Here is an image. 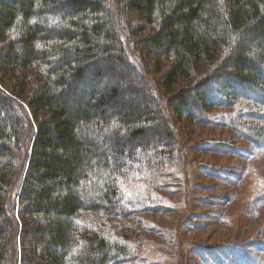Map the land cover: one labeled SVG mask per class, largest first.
Masks as SVG:
<instances>
[{
	"label": "trees",
	"instance_id": "1",
	"mask_svg": "<svg viewBox=\"0 0 264 264\" xmlns=\"http://www.w3.org/2000/svg\"><path fill=\"white\" fill-rule=\"evenodd\" d=\"M253 100L264 0H0V264L134 263L121 179L184 167L180 120ZM261 124L240 127L264 148Z\"/></svg>",
	"mask_w": 264,
	"mask_h": 264
},
{
	"label": "rangeland",
	"instance_id": "2",
	"mask_svg": "<svg viewBox=\"0 0 264 264\" xmlns=\"http://www.w3.org/2000/svg\"><path fill=\"white\" fill-rule=\"evenodd\" d=\"M77 98L69 99L72 108ZM14 99L32 116L27 100ZM253 102L213 109L196 123L180 120L175 128H181L177 150L189 160L184 167H167L169 174L160 178L121 179L123 201L133 202L136 216L127 224H144L141 232L129 233V243L141 251L132 264H264V148L250 143L240 127L263 125ZM152 183L162 186L153 190ZM138 202L148 207L147 214L136 215ZM122 223L108 226L114 238ZM238 247L242 255L222 260L220 249L229 256ZM207 248L218 251L216 260Z\"/></svg>",
	"mask_w": 264,
	"mask_h": 264
}]
</instances>
